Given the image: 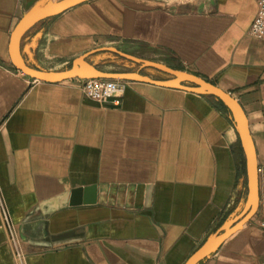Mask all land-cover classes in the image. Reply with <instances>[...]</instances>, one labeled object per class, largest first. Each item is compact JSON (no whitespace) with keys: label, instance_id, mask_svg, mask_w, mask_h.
I'll list each match as a JSON object with an SVG mask.
<instances>
[{"label":"crops","instance_id":"1","mask_svg":"<svg viewBox=\"0 0 264 264\" xmlns=\"http://www.w3.org/2000/svg\"><path fill=\"white\" fill-rule=\"evenodd\" d=\"M56 1L0 0V264H183L246 207L238 124L213 95L129 81L113 106L86 97L75 78L23 74L10 60L11 33ZM255 14V0H88L37 23L19 46L45 71L114 46L240 104L258 208L198 264H264L254 223L264 207V39L247 35ZM142 67L132 71L172 78ZM91 187L93 203L69 204L72 190L83 199Z\"/></svg>","mask_w":264,"mask_h":264},{"label":"water","instance_id":"2","mask_svg":"<svg viewBox=\"0 0 264 264\" xmlns=\"http://www.w3.org/2000/svg\"><path fill=\"white\" fill-rule=\"evenodd\" d=\"M85 1L88 0H58L54 3L35 8L24 14L17 22L10 36L8 46L10 60L16 69L20 70L23 74L29 76L30 78L39 81L58 82L70 78H108L147 82L169 88H177L197 94L213 95L227 106L238 124L241 136L242 148L245 156V169L248 189L247 204L245 209L234 220L228 222L226 228L222 232L213 235L209 240L199 246L183 263L198 264L201 260L216 251L230 234L239 229L243 223H245L256 213L258 208V171L256 165L255 149L248 130L246 115L240 104L234 98L214 84L207 82L196 75L175 70L159 62L136 57L132 54L123 52L110 46L95 48L84 53L83 55L75 58L72 61L70 67L64 70L45 71L28 65L21 57L19 52L21 39L26 34V32H28L37 23L47 18L57 16L66 9ZM100 52L114 53L141 66L154 68L164 72L170 75L172 78L156 80L144 76L136 71L105 72L99 70L90 64L87 61V58ZM93 190V187L84 189L83 199L80 197L82 192L80 189L72 190L69 204L75 205L79 203H93Z\"/></svg>","mask_w":264,"mask_h":264},{"label":"built area","instance_id":"3","mask_svg":"<svg viewBox=\"0 0 264 264\" xmlns=\"http://www.w3.org/2000/svg\"><path fill=\"white\" fill-rule=\"evenodd\" d=\"M255 2L256 14L247 35L251 38L264 39V0H255ZM75 82L86 97L100 104L110 103L113 106H118L119 99L129 81L108 78H75ZM254 223L264 229V207L254 219Z\"/></svg>","mask_w":264,"mask_h":264},{"label":"rangeland","instance_id":"4","mask_svg":"<svg viewBox=\"0 0 264 264\" xmlns=\"http://www.w3.org/2000/svg\"><path fill=\"white\" fill-rule=\"evenodd\" d=\"M114 47V46H113ZM117 48V47H115ZM119 49V48H117ZM123 52H125L123 49H119ZM87 61L98 68L99 70L105 71V72H125V71H132L135 68H138L139 65L127 60L121 56H118L111 52H100L94 55H91L87 58ZM71 65V62L64 65L62 70L67 69ZM145 68V67H144ZM142 67V70H149L144 69ZM59 71V70H57ZM158 76L162 77H168L169 75L165 73H157Z\"/></svg>","mask_w":264,"mask_h":264}]
</instances>
